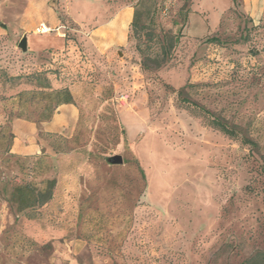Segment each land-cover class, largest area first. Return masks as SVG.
<instances>
[{
  "label": "rangeland",
  "instance_id": "rangeland-1",
  "mask_svg": "<svg viewBox=\"0 0 264 264\" xmlns=\"http://www.w3.org/2000/svg\"><path fill=\"white\" fill-rule=\"evenodd\" d=\"M105 1L135 9L111 68L84 36H70L75 50L37 54L18 47L27 34L0 25V264H242L264 251V13L246 15L242 0H200L213 32L193 38L192 0ZM99 4L84 0L81 13ZM124 55L141 70L122 67ZM144 57L162 66L144 69ZM47 83L103 99L74 101L73 133H47L58 108ZM189 85L187 97L239 139L180 108ZM17 118L38 126L34 155L13 151ZM116 155L124 164L110 163ZM48 180L52 200L17 212L13 188Z\"/></svg>",
  "mask_w": 264,
  "mask_h": 264
},
{
  "label": "crops",
  "instance_id": "crops-1",
  "mask_svg": "<svg viewBox=\"0 0 264 264\" xmlns=\"http://www.w3.org/2000/svg\"><path fill=\"white\" fill-rule=\"evenodd\" d=\"M83 1L0 0V25L4 26L7 23L8 27H12L14 34L20 31L27 34L28 47L37 54L44 51L62 54L68 50H75L77 46L74 40H70V36H84L91 40L90 42L96 47L99 56L106 58L109 68H111L113 50L128 46L135 9L128 5L117 9L116 5L99 0V9L91 12L89 16L88 14L84 16L81 13ZM199 1L192 0V13L189 15V35L193 38L204 37L213 32L209 30L206 21L199 18V13H204L198 10ZM59 4H62L61 7L58 6ZM73 7L76 9L73 10ZM231 8L226 9L224 13ZM242 9L246 15L258 18L264 13V0H242ZM61 11L64 13L62 14ZM41 25L50 27L52 32L37 34L36 30ZM3 34H6L5 29L0 30V35ZM118 54L120 55L119 51ZM119 63L125 69H133L136 65L138 71L141 70V64L132 65L126 59V55L121 58ZM53 86H55L54 83ZM58 86L60 85L55 87L58 88ZM77 87V85L70 87L76 103L88 100L102 101L101 92L88 94L77 91L76 93ZM103 108L98 109L96 113L104 111ZM80 117L81 110L75 103L62 104L57 108L53 118L42 124V129L51 134H63L68 130L73 133L77 130ZM12 133L14 135L13 151L23 155H34L38 152V126L36 123L17 118L12 123Z\"/></svg>",
  "mask_w": 264,
  "mask_h": 264
},
{
  "label": "trees",
  "instance_id": "trees-1",
  "mask_svg": "<svg viewBox=\"0 0 264 264\" xmlns=\"http://www.w3.org/2000/svg\"><path fill=\"white\" fill-rule=\"evenodd\" d=\"M137 49L139 50L142 56L145 55V51H143L139 46L137 47ZM170 49L171 47L168 46V48L165 49V52L167 53L168 50L169 53ZM150 60L152 59H149V57H144L142 61V67L144 69L149 68L148 62H150ZM152 61L157 65L158 68L162 66L161 61L157 57ZM43 87L52 90V93L55 94L57 102L54 108H57L62 104L74 103V98L68 87L52 89L51 83H47L46 86ZM191 88H193L191 85L185 86L178 92L180 101L183 102L180 108L188 111L193 117L200 119L207 126L217 131H220L225 136L231 139H239L240 135L234 128L228 126L225 122L222 121L221 118L215 117L214 114H212L206 108L198 105V103L194 101H191L187 97L189 92L188 90ZM246 142L250 143L247 140ZM55 186V180H48L46 182V186L43 189H38L33 184L19 185L13 188L9 200L16 205L17 212L23 213L29 209H35L50 202L54 195ZM29 217L32 218L34 217V215L32 214ZM242 264H264V251L256 252L252 257L245 260Z\"/></svg>",
  "mask_w": 264,
  "mask_h": 264
},
{
  "label": "built area",
  "instance_id": "built-area-1",
  "mask_svg": "<svg viewBox=\"0 0 264 264\" xmlns=\"http://www.w3.org/2000/svg\"><path fill=\"white\" fill-rule=\"evenodd\" d=\"M52 29L46 25H41L37 30V34H48L51 33ZM130 94L129 93H123L121 94L117 100L119 101L121 106H127L130 103Z\"/></svg>",
  "mask_w": 264,
  "mask_h": 264
},
{
  "label": "water",
  "instance_id": "water-1",
  "mask_svg": "<svg viewBox=\"0 0 264 264\" xmlns=\"http://www.w3.org/2000/svg\"><path fill=\"white\" fill-rule=\"evenodd\" d=\"M18 47L23 51H28V38L27 36H24L21 41L19 42ZM110 163L113 165H122L124 164V158L121 155L113 156L109 159Z\"/></svg>",
  "mask_w": 264,
  "mask_h": 264
}]
</instances>
